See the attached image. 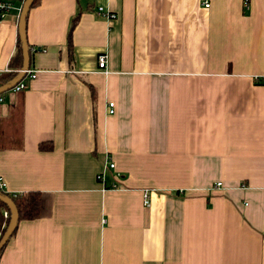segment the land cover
Masks as SVG:
<instances>
[{"label": "crops", "instance_id": "1", "mask_svg": "<svg viewBox=\"0 0 264 264\" xmlns=\"http://www.w3.org/2000/svg\"><path fill=\"white\" fill-rule=\"evenodd\" d=\"M18 18L0 74L21 68ZM26 40L36 76L0 94V179L40 216L0 264H264V0H38Z\"/></svg>", "mask_w": 264, "mask_h": 264}, {"label": "trees", "instance_id": "2", "mask_svg": "<svg viewBox=\"0 0 264 264\" xmlns=\"http://www.w3.org/2000/svg\"><path fill=\"white\" fill-rule=\"evenodd\" d=\"M38 0H34L32 6H34ZM31 6V7H32ZM78 20V16H75L70 24V29L67 37V44L69 50L71 51V32ZM21 42L19 41L18 52L16 56L12 59L10 66H21L22 65V54H21ZM15 76L14 72H6L4 74H0V86L7 83L10 79ZM40 150H49L50 146L45 144L39 145ZM0 194L9 197L13 203L15 204L18 210L19 222L22 220H35L40 216V206H41V195L39 193H27V194H7L5 192H1ZM4 214L7 216L5 217ZM9 221V213L6 207L0 202V238L3 235L5 228ZM15 233V232H14ZM12 234V237L14 236ZM12 237L10 239H12ZM10 242V240L8 241ZM3 251V250H2ZM2 253V252H1ZM0 253V255H1Z\"/></svg>", "mask_w": 264, "mask_h": 264}, {"label": "water", "instance_id": "3", "mask_svg": "<svg viewBox=\"0 0 264 264\" xmlns=\"http://www.w3.org/2000/svg\"><path fill=\"white\" fill-rule=\"evenodd\" d=\"M33 1L34 0H24L22 2V6L18 18V32H19V39L21 42V54H22L21 68L17 71L16 75L12 79H10L7 83L0 86V94L6 92L10 88H12L16 83H18L24 77L25 71L30 66V54H29L28 43L26 40V18L33 4ZM0 202L6 207L9 213L8 224L5 228L3 235L0 238V253H1L18 226L19 216L15 204L9 197L0 194Z\"/></svg>", "mask_w": 264, "mask_h": 264}, {"label": "built area", "instance_id": "4", "mask_svg": "<svg viewBox=\"0 0 264 264\" xmlns=\"http://www.w3.org/2000/svg\"><path fill=\"white\" fill-rule=\"evenodd\" d=\"M23 1L24 0H0V21H2L6 16H8L9 14H11V13H13L15 11L20 13V9H21ZM244 3L247 5L248 4V0H244ZM209 5L210 4L207 1L204 3L205 7H209ZM97 11H98L99 14L106 15L107 18H115L116 17V15L114 13L104 11V9L102 7H99L97 9ZM107 62H108V55L106 53H102V54L98 55L97 63H98V68L99 69L106 71L107 70ZM0 72H2V71H0ZM35 76H36V70L28 68L25 71V75H24L23 79L20 80L18 83H16L10 89V91L18 92V91L24 90L26 88V86H27V81L29 79L35 78ZM0 100H1V98H0ZM108 109H109V113H113L114 104L112 102L108 103ZM107 168H109V169H113L114 168V164L111 163V161L109 159L105 163L104 171ZM98 179L103 181L104 180V173L100 174L98 176ZM217 186H220V184H217ZM0 191L1 192L5 191V184H4L2 179H0ZM144 204H145V206H147L148 202L145 201ZM6 216L7 215L5 214V217Z\"/></svg>", "mask_w": 264, "mask_h": 264}]
</instances>
